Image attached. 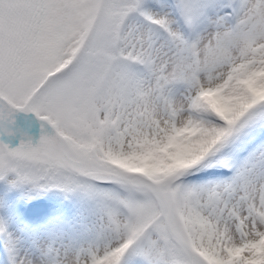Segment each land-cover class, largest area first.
<instances>
[{"label":"snow or ice","instance_id":"snow-or-ice-1","mask_svg":"<svg viewBox=\"0 0 264 264\" xmlns=\"http://www.w3.org/2000/svg\"><path fill=\"white\" fill-rule=\"evenodd\" d=\"M0 264H264V0H0Z\"/></svg>","mask_w":264,"mask_h":264}]
</instances>
